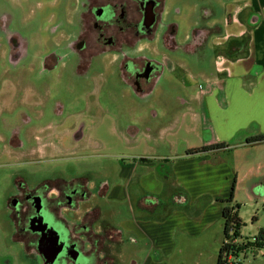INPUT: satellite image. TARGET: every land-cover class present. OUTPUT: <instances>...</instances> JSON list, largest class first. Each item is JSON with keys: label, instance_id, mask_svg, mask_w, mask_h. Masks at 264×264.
I'll use <instances>...</instances> for the list:
<instances>
[{"label": "flooded vegetation", "instance_id": "af4514ba", "mask_svg": "<svg viewBox=\"0 0 264 264\" xmlns=\"http://www.w3.org/2000/svg\"><path fill=\"white\" fill-rule=\"evenodd\" d=\"M188 1L71 0L72 13L67 30L51 25L47 33L53 40L43 45L35 43L31 50L28 48L30 43H24L16 34H9L1 58L9 62V67H15L13 70H22L23 75L38 66L42 73L71 69L83 79L97 68V63L104 70L103 63L107 61L112 66V76L125 88L114 102L133 107L167 105L172 100L179 104L182 95L172 99L166 85L168 79L186 69L182 64L188 67L185 62L188 57L202 61V51L207 46L213 47L214 54L210 75L216 72L218 56L213 44L222 35L221 26L232 20L225 11L226 4L232 0H207L203 1L205 5L200 0H193L190 6ZM217 7L221 13L215 10ZM186 24L190 26L189 31L179 37L180 29ZM27 57L30 63L34 61L32 68L17 67L18 62ZM174 64L178 66L172 73L170 69ZM4 71L9 73L10 70ZM99 74L101 76L103 72ZM101 81L107 82L103 78ZM178 82L182 92L181 75ZM22 90L23 97L17 101L15 96L21 91L10 85L5 94L10 98L13 96L14 101L0 102V109L7 110V117L0 113V142L5 144L8 154L16 152L15 156L19 158L38 155L33 153L35 148H31V153L29 149L22 150L23 144L17 141L23 127L29 123L27 111L20 107L36 108L46 102L40 99V90L30 87ZM60 108V103L56 102L53 112L58 114ZM81 128L83 123L74 133L75 139H79ZM43 129L37 128L33 134H42ZM130 130L135 132L138 128L131 126L128 133ZM143 160L148 163L147 159ZM108 178L96 183L87 173L70 179L59 175L30 187L18 176L6 206L13 220V239L39 264H122L124 249L130 240L123 235L124 230L119 224L109 221L112 206L106 209L108 217L105 213L104 207L110 203L106 201L110 190ZM141 196L143 201L152 202L150 194ZM134 212V209L129 211ZM34 217L43 222L30 227L29 220ZM130 264L136 263L131 260Z\"/></svg>", "mask_w": 264, "mask_h": 264}, {"label": "rangeland", "instance_id": "374dc122", "mask_svg": "<svg viewBox=\"0 0 264 264\" xmlns=\"http://www.w3.org/2000/svg\"><path fill=\"white\" fill-rule=\"evenodd\" d=\"M200 1L202 4L203 1L207 2V0ZM218 2L221 1L218 0ZM192 3H194L193 0H189L188 6ZM218 8L215 10L220 12ZM71 13V0H0V90L3 91L0 92V102L11 99L14 101L13 96L10 98L5 94L10 85L17 86L21 91L15 96L17 101L23 97L22 89L30 87L40 90V99L46 100L45 103L42 102V106L33 108L25 105L20 107L27 111L29 123L23 127L24 130L17 141L19 140V143L23 144L22 150L36 148L39 143V141H35L36 138L54 146L44 155L19 158L15 156L16 152L8 154L5 151V144L0 142V264H39L27 252L22 251L21 245L13 239V220L7 212L6 206L13 193L15 178L21 177L28 186L32 187L43 180L55 179L59 175L70 179L87 173L89 179L96 183L109 176L110 187L115 186L119 162L132 163L133 160H137L146 153L150 155V153L156 152L158 156H167L169 148L166 141L170 140L169 135H171L167 132L175 128L170 127V121L174 122L182 116L187 117L185 120L187 125L176 131L179 140L176 142L174 150L178 151L183 144L181 138L191 133L192 124L188 123L191 112L175 103L174 100L167 105L157 103L144 107H133L126 103L114 102L121 97L125 88L114 75L112 76V66L107 61L103 63L104 70L97 63L98 69H93L88 78L83 79V77L74 74L71 69L64 72L42 73L38 66H35L31 73L26 71L23 75L22 70L19 68L16 71L13 70L15 67H9V62L1 58V53L3 51L5 53V39L9 34H16L24 43H30L28 48L31 50L35 43L43 45L45 42L53 40L47 33V29L51 25L56 24V27L60 26L63 30H67L69 28L67 22ZM27 24L28 27H26ZM189 28L188 24L182 27L179 37L187 34ZM211 49H213L212 46H207L202 51L204 53L202 61L197 62L193 57H188L185 60L191 73L198 74L200 69L211 73L214 56ZM66 62L71 63L70 60H66ZM32 63H30L29 57L23 58L18 62L17 67L25 65L32 68ZM7 69L10 70L9 73L4 71ZM100 72H103L101 76ZM26 73L28 74L26 75ZM180 74L184 73L177 71L166 83L170 88L172 99L176 95L184 96L178 82ZM101 78L107 80L108 83H102ZM196 88L197 85H191L188 90L193 93ZM56 102L61 105L58 114L53 112ZM0 113L7 117L5 108H1ZM153 114L156 115L155 118L152 117ZM82 123L81 135L79 139H75L74 133L80 129ZM131 126L137 127L142 133L147 128L150 129V139L140 136L139 144H137L138 140L132 135L134 132L130 130L128 133ZM37 128H44V132L33 134ZM0 131H2L1 124ZM159 137L164 140L161 141V145L157 147L156 151L152 146L153 138L160 142ZM150 147L153 150L148 151ZM146 182H151L150 178H146ZM141 198L142 196L139 195L135 202V198L133 199L134 214L129 213L126 206L129 204L125 205V209L121 208L120 210V206L110 202L104 207L108 217L106 209L112 206V217L109 216V221L117 224L121 211L125 217L133 216V221L139 228L135 231L140 229L150 231L151 227L148 228V224L159 218H165L172 207H166L161 201L160 206L156 208L153 199L152 202H148ZM231 206L235 209L238 207L237 214L242 222L240 229L242 241L253 239L258 236L260 231H264V203L261 200H252L246 191L237 190ZM172 208L174 209V207ZM223 230V220H218L208 225L204 231ZM126 236L130 241L125 246L122 264H130L131 260L140 264L143 258L151 253L149 243L140 241L136 245L138 239L135 235L127 234ZM219 239L220 242L224 239L223 233ZM207 240L215 241L216 238L186 239L184 248H177L166 260L161 255L159 259L162 258L161 262L166 264H216L218 249L205 247ZM262 251H258L259 254L248 251L246 255L240 257V261L243 262L242 264H263L264 251ZM155 254L158 252H152V255L149 256L153 259L156 258Z\"/></svg>", "mask_w": 264, "mask_h": 264}, {"label": "crops", "instance_id": "0c3cea01", "mask_svg": "<svg viewBox=\"0 0 264 264\" xmlns=\"http://www.w3.org/2000/svg\"><path fill=\"white\" fill-rule=\"evenodd\" d=\"M226 5L225 11L232 20L221 26L222 35L213 44L215 55L225 60L223 70L210 75L200 69L193 74L182 64L186 67L184 74H180L184 98L179 105L191 112H188L191 133L181 138L182 147L174 150L179 140L176 131L187 125V117L170 121V127L176 130L167 132L171 134L166 141L167 156L146 153L132 163H120L116 185L110 187L106 197L107 202L116 203L120 210L126 204L129 211L133 210V199L135 202L143 193L151 195L156 208L161 201L166 207H174H170L165 218L149 223L150 231H135L139 228L133 216L125 217L120 211L117 224L124 230L123 235H135L136 245L140 241L149 243L151 253L140 264H166L161 262L162 258H170L191 238H216L207 240L205 247H214L219 252L223 242L219 236L221 233L224 236V231L204 230L222 220L224 205L220 200L231 194L233 199L237 190H244L252 200L264 203V141L250 142L264 135V0H232ZM177 66L172 65L170 71L175 73ZM191 85H197L193 93L188 90ZM134 133L137 144L140 136L149 140L151 135L148 128L143 133L139 129ZM153 139L156 150L164 139L159 137L160 142ZM36 141L40 144L33 153L38 155L54 148L40 138ZM213 145L225 148L187 155L189 150ZM151 150L150 147L148 151ZM146 178L151 182H146ZM156 251L159 255L152 259L149 255ZM246 254H240L239 261Z\"/></svg>", "mask_w": 264, "mask_h": 264}, {"label": "trees", "instance_id": "16d2710c", "mask_svg": "<svg viewBox=\"0 0 264 264\" xmlns=\"http://www.w3.org/2000/svg\"><path fill=\"white\" fill-rule=\"evenodd\" d=\"M261 141H264V135L251 139L250 142ZM224 148V145L204 146L187 151V155L194 156L197 154L222 150ZM220 202L224 205L222 209L224 239L218 252L216 264H228L230 259L239 260V255L248 251H264V231H260L253 241L252 239L246 241L241 240L240 229L242 222L237 214L238 207L235 209L231 206L232 194L228 199L220 200Z\"/></svg>", "mask_w": 264, "mask_h": 264}, {"label": "built area", "instance_id": "2783aa9c", "mask_svg": "<svg viewBox=\"0 0 264 264\" xmlns=\"http://www.w3.org/2000/svg\"><path fill=\"white\" fill-rule=\"evenodd\" d=\"M224 64H225V60L222 57H217L216 61H215V70H216V72H218V73L221 72L223 70ZM254 239L255 238H253L252 241ZM228 264H240V261L239 260L230 259Z\"/></svg>", "mask_w": 264, "mask_h": 264}, {"label": "water", "instance_id": "95a60500", "mask_svg": "<svg viewBox=\"0 0 264 264\" xmlns=\"http://www.w3.org/2000/svg\"><path fill=\"white\" fill-rule=\"evenodd\" d=\"M42 222H43V221L40 220L39 217H34V218H31V219L29 220L30 227H34V225L37 226V224H41ZM31 232L35 233V232H39V231H31Z\"/></svg>", "mask_w": 264, "mask_h": 264}]
</instances>
